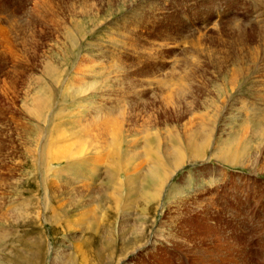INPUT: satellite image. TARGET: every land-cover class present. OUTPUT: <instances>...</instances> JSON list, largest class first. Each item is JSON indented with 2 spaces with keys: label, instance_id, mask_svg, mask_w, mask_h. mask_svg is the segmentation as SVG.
<instances>
[{
  "label": "rangeland",
  "instance_id": "obj_1",
  "mask_svg": "<svg viewBox=\"0 0 264 264\" xmlns=\"http://www.w3.org/2000/svg\"><path fill=\"white\" fill-rule=\"evenodd\" d=\"M0 264H264V0H0Z\"/></svg>",
  "mask_w": 264,
  "mask_h": 264
},
{
  "label": "bare ground",
  "instance_id": "obj_2",
  "mask_svg": "<svg viewBox=\"0 0 264 264\" xmlns=\"http://www.w3.org/2000/svg\"><path fill=\"white\" fill-rule=\"evenodd\" d=\"M242 142V141H241ZM243 145H245L246 144V140H244L243 141ZM71 146V145H70ZM58 150H60V151H57L55 154L54 153H52L51 152V157L52 158H55V159H59V160H61V159H67V158H69V156H67V154L69 153L70 154V150H65V149H58ZM231 155V154H230ZM234 158V157H233ZM235 159V158H234ZM155 179V178H154ZM156 181V180H155Z\"/></svg>",
  "mask_w": 264,
  "mask_h": 264
}]
</instances>
